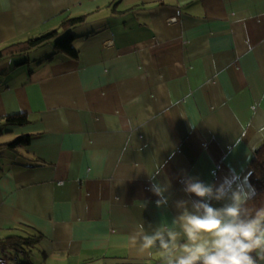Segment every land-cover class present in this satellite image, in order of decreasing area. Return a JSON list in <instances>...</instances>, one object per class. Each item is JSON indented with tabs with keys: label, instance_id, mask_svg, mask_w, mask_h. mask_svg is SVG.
Returning a JSON list of instances; mask_svg holds the SVG:
<instances>
[{
	"label": "crops",
	"instance_id": "crops-1",
	"mask_svg": "<svg viewBox=\"0 0 264 264\" xmlns=\"http://www.w3.org/2000/svg\"><path fill=\"white\" fill-rule=\"evenodd\" d=\"M55 29L0 59V143L26 136L0 150V239L33 241L12 264H161L129 239L174 227L177 201L191 210L201 198L182 181L254 194L264 0H0V49ZM62 35L77 58L57 50ZM154 183L170 184L167 204Z\"/></svg>",
	"mask_w": 264,
	"mask_h": 264
},
{
	"label": "clouds",
	"instance_id": "clouds-1",
	"mask_svg": "<svg viewBox=\"0 0 264 264\" xmlns=\"http://www.w3.org/2000/svg\"><path fill=\"white\" fill-rule=\"evenodd\" d=\"M182 183L185 192L201 199L193 201L191 210L186 201H177L182 211L172 224L180 231L160 226L147 234L139 225L129 239L131 247L141 255L158 249L161 264H264V207L251 213L246 206L250 195L239 189L228 191L224 185L216 187L194 178ZM169 187V183L151 186L160 197L157 206L167 204L164 193ZM212 199L226 203L214 207Z\"/></svg>",
	"mask_w": 264,
	"mask_h": 264
},
{
	"label": "trees",
	"instance_id": "trees-1",
	"mask_svg": "<svg viewBox=\"0 0 264 264\" xmlns=\"http://www.w3.org/2000/svg\"><path fill=\"white\" fill-rule=\"evenodd\" d=\"M85 20V15L70 17L63 21L61 27L68 28L76 26L85 22ZM60 32L61 30L55 29L36 37H31L23 41H17L3 46L0 49V59L27 53L32 49L42 47L60 35ZM73 41V35H67L57 42L56 48L71 58H77L78 51L74 48ZM6 121L21 125L27 121V117L26 114L20 113L17 115L8 116ZM25 139L26 136H19L7 143H0V150L5 148L16 149L17 147H20L22 144L26 143ZM252 175L254 176L257 189L248 200L246 206L249 211L254 214L256 209L264 207V142L260 144L256 151V157L252 165ZM29 243L33 244V241L28 237L24 238L20 235H11L0 239V255L2 256L0 258H9V260L15 259L13 257L18 255V251L20 249H26ZM19 264L31 263L20 260Z\"/></svg>",
	"mask_w": 264,
	"mask_h": 264
},
{
	"label": "built area",
	"instance_id": "built-area-1",
	"mask_svg": "<svg viewBox=\"0 0 264 264\" xmlns=\"http://www.w3.org/2000/svg\"><path fill=\"white\" fill-rule=\"evenodd\" d=\"M168 21H169V23H175V22H179L180 19L177 16H173V17H170L168 19ZM261 143H262L261 140L257 138L256 141L254 142L253 146H251V149L254 152H256V150L258 149V147L260 146ZM60 184H62V182H60ZM15 260L16 259H10L9 260V258H7V259L6 258H0V264H12V263H14Z\"/></svg>",
	"mask_w": 264,
	"mask_h": 264
},
{
	"label": "rangeland",
	"instance_id": "rangeland-1",
	"mask_svg": "<svg viewBox=\"0 0 264 264\" xmlns=\"http://www.w3.org/2000/svg\"><path fill=\"white\" fill-rule=\"evenodd\" d=\"M63 36H65V35H62L61 37H63ZM61 37H60V38H61Z\"/></svg>",
	"mask_w": 264,
	"mask_h": 264
}]
</instances>
